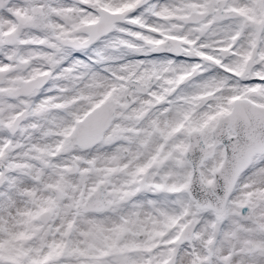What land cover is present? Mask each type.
Here are the masks:
<instances>
[{
  "label": "snow or ice",
  "instance_id": "1",
  "mask_svg": "<svg viewBox=\"0 0 264 264\" xmlns=\"http://www.w3.org/2000/svg\"><path fill=\"white\" fill-rule=\"evenodd\" d=\"M0 264H264V0H0Z\"/></svg>",
  "mask_w": 264,
  "mask_h": 264
}]
</instances>
